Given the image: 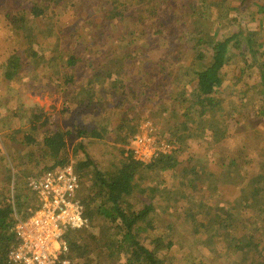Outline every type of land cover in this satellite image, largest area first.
<instances>
[{
    "label": "rangeland",
    "instance_id": "obj_1",
    "mask_svg": "<svg viewBox=\"0 0 264 264\" xmlns=\"http://www.w3.org/2000/svg\"><path fill=\"white\" fill-rule=\"evenodd\" d=\"M119 1L131 9L115 32L113 25L117 22L104 18L109 10L107 4L98 7L85 5L82 0H66L62 6L52 7L48 17L29 22L34 30L35 41H32L19 29L21 23L17 13L19 8L29 7L31 0H0V195L7 187L14 204L17 205L19 192L31 202L29 179L55 163L49 157V150L42 147L50 131L74 132L75 124L91 132L109 123L105 139L85 137L97 166L106 170L121 159L122 149L128 156L127 148L134 137L129 129L120 130L119 126L134 125L137 129L141 121L150 119L161 135L178 144L180 153L174 168L162 170L157 166L138 174L142 179L139 183L146 188L143 198L150 200L155 196L154 217L161 218L162 222L159 221L156 232L152 230L143 235L144 243L152 245L150 241L154 235L165 236L167 242L173 241L174 247L169 252L173 264H232L227 254L228 242L236 238L246 242L250 237L264 235V204L259 205L262 212L245 202L236 204L234 221H228L233 230L229 235L216 224L230 214L234 208L231 204L243 194L241 190L254 188L256 178L263 177L259 183L260 188H264V88L261 79L264 68H260L264 63V0H248L245 5L243 0H178L180 10H174V17L166 20L170 27L167 30L158 25L155 13L148 18L145 13L140 19L131 0ZM152 8L155 11L157 6ZM107 24L112 27L116 40L105 39ZM243 27L259 31L262 44L255 52L246 49L241 52L230 47L232 63L224 68V84L214 93L220 106H215L205 116H201L200 111L190 112L187 120V108L199 90L197 81L188 83L195 61L190 49L196 45L197 34L227 37ZM179 44L184 46L183 51L178 56H170ZM135 49L138 52L130 54ZM123 53L124 60L117 58ZM30 54L37 56L28 57ZM13 55L27 61L29 68L10 83L4 73ZM72 56L83 57L84 61L90 59L94 67L78 60L68 66L67 61ZM160 60L166 68L163 75L152 70ZM248 65L253 67L248 68ZM195 66L202 69L206 64L197 62ZM95 74L103 75L100 81L104 86L94 87L90 93L94 95V108L84 110L78 106L77 98H84L85 90L90 89L88 81ZM67 76L73 80L65 86ZM148 76L155 84L164 82L162 91L145 87ZM115 81L119 82L117 90L112 88ZM129 86L135 91L126 95L127 90L122 88ZM65 93H70L68 98ZM182 93L189 99L183 107L176 101L183 99ZM199 121L202 124H197ZM28 138H33L34 144L27 142ZM120 139H125V144H120ZM73 144L68 148L70 157ZM70 162L76 164L74 158ZM93 173L80 171L82 188L95 185L91 180ZM182 193L189 196L199 222L207 225L200 233L204 243L194 235L193 223L181 228V234L170 233L166 228L174 220L159 207L164 201L178 224V216L184 214L190 204L183 199ZM160 197L165 199L161 202ZM260 198L264 202V193ZM201 202L203 205L199 207ZM17 210L23 217V209ZM208 216L214 219L209 222ZM179 220L183 223L181 217ZM105 229V222L99 219L94 227L83 230L100 234ZM115 261L123 263L124 258Z\"/></svg>",
    "mask_w": 264,
    "mask_h": 264
},
{
    "label": "trees",
    "instance_id": "obj_2",
    "mask_svg": "<svg viewBox=\"0 0 264 264\" xmlns=\"http://www.w3.org/2000/svg\"><path fill=\"white\" fill-rule=\"evenodd\" d=\"M21 1L23 2L24 0ZM65 1L66 0H31L29 7L19 8L17 12L21 23L19 29L24 32L25 38L35 41L33 34L34 30L29 25L30 21L33 22L38 18L48 17L52 7L62 6V3ZM131 1V6H134V9H136L135 12L140 14V19L144 17L145 13L148 14L145 15L146 18L151 17L152 14L155 13V17H157L156 21L159 23L158 25L165 28V30L170 28L166 25V20L169 17H174V12L180 10L177 5L179 2L178 0ZM183 1L185 2V0ZM82 2L85 3V5L93 4L98 7H104V5L107 4L106 6H109V10L105 13L104 18L113 23L117 22L116 25H113L114 32L115 28L120 26L119 24L124 18H126L131 9L129 5L123 4L119 0H82ZM246 2H248V0H243L244 5ZM150 4H152V7L157 6L155 11ZM193 10L195 13L197 7ZM193 16H196V14ZM113 31L112 27L107 24L104 29L105 39L116 40ZM196 40V45L190 49V51L195 54V61L191 69L192 77H190L188 83L197 81L199 90L195 100L191 103H189V99L184 96V93L180 94V97L183 98L182 100H176L182 105V107L186 103H189L186 112L187 120L190 112L195 114L200 111L201 116H205L213 110L212 108L220 106L219 101L214 97V93L224 84L222 76L224 68L232 63L230 47L234 46L241 52L243 49H246L247 52H255V49H257L262 44L261 42H263L262 34L259 31L248 30L244 27L237 29L236 32H232V34L227 37L220 38H215L212 33L199 32ZM183 49L184 46L179 44L175 47V50L172 51L170 56H178ZM136 52H138V49L131 51L130 54ZM34 56L37 55L30 54L28 57ZM116 56H119V54ZM125 57L126 55L123 53L117 58L124 60ZM82 58L83 57L72 56L67 61V65L72 66L74 63H77L78 60L81 64H88V66L94 67L90 59L84 61ZM161 61L162 60L155 63L152 67L155 74L158 73V75H163L166 70ZM197 62H205L206 67L197 69L195 66ZM27 67L29 68V63L27 61H23L19 56L13 55L5 67L4 75L6 80L10 83L15 82L19 76H22ZM251 67H253V65H248V68ZM260 68H264V63ZM101 76L103 75L95 74L92 76V79H89L88 82L90 89H86L84 95L81 94L84 98L80 96L77 98V104L80 108L84 110L94 108L92 103L94 95L90 93L95 86H104L100 81L101 78H103ZM261 79L262 87L264 88V73L262 74ZM72 80L73 79H70V76H67L65 86ZM172 81H174V79H172ZM154 82L155 81L149 77L147 81H145V87L152 91H156V89L162 91L164 82L162 84H155ZM118 83L119 82L115 81L112 88L117 90L116 87ZM122 89L127 90L125 91L126 95L135 91V89L130 86ZM69 95L70 93H65L66 98H68ZM105 105L106 103L104 102V106ZM119 106H122V104H119ZM130 108L132 109L134 106H130ZM108 124L94 128L91 132L73 124L74 132L63 130L54 132L50 131L43 141L42 147L49 150V157L55 161V163L54 165L46 167V170L39 175H42L49 170L64 166L73 158L76 160V164L74 165L78 173L82 170H91L94 172L91 176V180H94L95 185H92V187L84 186L81 189L79 196L85 205V216L89 220V226L94 227L96 221L99 219L103 220L106 225V229L100 234L83 229H69L65 235V239L69 246L68 256L75 261V264H116L115 260L120 257L124 258V262L119 264H173L172 259L169 257V252L172 247H174L173 241H165L164 235V237L161 235H154L150 241L152 245L147 246L144 243L146 239L143 235L152 230L156 232V227H159L162 222L161 218L155 219L154 217L156 206L153 199L155 196H152L150 200L143 198V195L146 194V188L139 183L142 179L138 178V174L143 169H150L157 166L162 170L174 168L178 164L176 156L180 153V149L173 156L163 157L157 162L147 166L134 161L130 155L126 157L125 150L122 149L120 151L121 159L112 164L110 168L101 170L87 148L88 145L86 144L85 137L94 138L96 140L105 139L109 134ZM197 124L202 123L199 121ZM120 126V130L129 129L132 135H135L137 132L134 125H132L133 127L124 125ZM202 128H204V124ZM73 140L76 141L75 144H73ZM27 142L34 144V139L28 138ZM125 142V139H120V144H125ZM71 144L74 145L72 157L68 154V148ZM81 153L82 156L79 155ZM261 179H263L262 176L255 179L254 188L251 191L241 190V193L243 192V194L239 196V200L235 204H231L234 208L231 210L230 214L222 217L221 222H216V224H218L217 228L223 229L224 233L227 235L233 232L228 221L233 223V215L238 206H236V204L238 203L245 202V205H249L255 211L262 212L263 209L259 208V205L262 206L264 204L262 198H260L264 193V188H260L259 182ZM189 186H192V184ZM5 191L7 192L4 193ZM10 192L6 187L3 194L0 195V264H7L9 252L18 244V238L14 231L16 224L15 213L19 214L17 209H23L21 214L23 217H27L29 215V211L26 210L28 207L31 209L37 208V199L31 189V202L27 201V196H24L19 192V195H17V205L13 203ZM182 197L190 204L189 209L184 212V214L181 213L178 216V224L177 218H174L173 215L169 214L167 205H164L165 202L163 201L160 205L159 208L165 212L164 214L174 220V223H168L166 228L170 233L181 234V228L193 223L194 235L197 237V240H202L204 243V239L200 233L201 228L206 227L207 225L205 223H200L197 219L198 216L195 214L196 210L192 206L189 196L182 193ZM158 199L162 202L165 198L160 197ZM134 200L137 201L136 204H134ZM203 203L205 202L203 201ZM203 203L201 202L199 207H202ZM198 212H200V210ZM180 217L182 218L183 223L179 220ZM212 219H214V217H207V221L209 222H211ZM224 219H226V221ZM158 223L159 225L157 226ZM231 227H233L232 224ZM210 240L211 239H208V241ZM227 245V254L229 258H231L230 260H232V264H264V235L250 237L246 242H242L237 238L232 239Z\"/></svg>",
    "mask_w": 264,
    "mask_h": 264
},
{
    "label": "built area",
    "instance_id": "obj_3",
    "mask_svg": "<svg viewBox=\"0 0 264 264\" xmlns=\"http://www.w3.org/2000/svg\"><path fill=\"white\" fill-rule=\"evenodd\" d=\"M179 150L175 141L160 134L150 120L140 122L127 155L142 165H151ZM28 186L37 199V208L27 217L15 213L18 244L8 254L7 264H75L69 258L65 235L69 229L89 226L85 205L79 196L81 177L73 162L33 176Z\"/></svg>",
    "mask_w": 264,
    "mask_h": 264
},
{
    "label": "crops",
    "instance_id": "obj_4",
    "mask_svg": "<svg viewBox=\"0 0 264 264\" xmlns=\"http://www.w3.org/2000/svg\"><path fill=\"white\" fill-rule=\"evenodd\" d=\"M125 126V125H124Z\"/></svg>",
    "mask_w": 264,
    "mask_h": 264
}]
</instances>
